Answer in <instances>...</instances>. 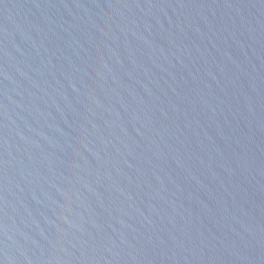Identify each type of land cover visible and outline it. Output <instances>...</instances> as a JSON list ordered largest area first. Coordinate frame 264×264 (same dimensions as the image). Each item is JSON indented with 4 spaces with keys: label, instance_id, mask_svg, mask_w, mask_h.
Returning <instances> with one entry per match:
<instances>
[{
    "label": "water",
    "instance_id": "95a60500",
    "mask_svg": "<svg viewBox=\"0 0 264 264\" xmlns=\"http://www.w3.org/2000/svg\"><path fill=\"white\" fill-rule=\"evenodd\" d=\"M0 264H264V0H0Z\"/></svg>",
    "mask_w": 264,
    "mask_h": 264
}]
</instances>
